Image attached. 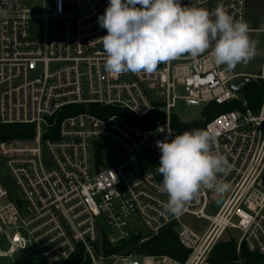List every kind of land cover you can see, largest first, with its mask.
<instances>
[{
	"label": "built area",
	"instance_id": "1",
	"mask_svg": "<svg viewBox=\"0 0 264 264\" xmlns=\"http://www.w3.org/2000/svg\"><path fill=\"white\" fill-rule=\"evenodd\" d=\"M187 5L196 0H181ZM109 0H0V126L30 125L27 138L0 139L17 191L0 181V257L31 250L44 264H139L133 257L152 236L172 227L189 250L184 261L143 254L144 264H212L213 247L237 229V250L264 255V94L256 104L231 85L264 84L260 74L229 75L210 49L162 63L152 74H109L98 24ZM223 5L247 21V0H198ZM235 79H239L234 82ZM254 86V88H255ZM179 101L203 107V120H182ZM210 105L231 106L207 121ZM206 122V123H205ZM194 123L214 132V150L231 164L219 210L211 189L183 213L166 212L159 191L157 140L173 138ZM123 155L111 165L102 142ZM186 215L209 226L197 235ZM139 247L119 249L135 238Z\"/></svg>",
	"mask_w": 264,
	"mask_h": 264
},
{
	"label": "clouds",
	"instance_id": "2",
	"mask_svg": "<svg viewBox=\"0 0 264 264\" xmlns=\"http://www.w3.org/2000/svg\"><path fill=\"white\" fill-rule=\"evenodd\" d=\"M184 5L181 0H109L98 24L107 35L100 38L109 74H152L162 63L182 55L196 58L209 49L215 65L227 71L247 64L257 54L258 41L250 26L235 19L223 5L213 10ZM0 15L6 13L0 12ZM218 138L206 129H193L156 141L160 151L159 191L168 199L167 213L179 216L202 189L223 196L231 185L224 177L231 169L218 149Z\"/></svg>",
	"mask_w": 264,
	"mask_h": 264
},
{
	"label": "rangeland",
	"instance_id": "3",
	"mask_svg": "<svg viewBox=\"0 0 264 264\" xmlns=\"http://www.w3.org/2000/svg\"><path fill=\"white\" fill-rule=\"evenodd\" d=\"M247 23L250 26V36L253 40L258 41L257 44V56L247 64H238L235 69L227 71L225 66L223 67L229 75L236 74H260L262 64L264 63V0H247ZM239 79H235L237 82ZM176 113L182 120H203V107L202 106H190L183 101H179L175 108ZM207 119V117H206ZM206 123V122H205ZM201 125H204L200 123ZM198 127V126H197ZM199 129V128H196ZM103 158L106 165H111L117 161L122 155L120 147L109 141L102 142ZM0 181H2L12 192L17 191L14 180L10 174V171L6 165L5 160L0 155ZM213 208L209 212L210 215H214L223 203V197L215 194L211 195ZM183 224L189 227L197 235H202L209 226V221L204 218H198L192 215H186L182 219ZM241 237V232L237 229H229L228 234L224 235L218 243L227 241H234L237 245V241ZM217 243V244H218ZM9 247L5 237H0V249L7 250ZM215 247V246H214ZM213 247V248H214ZM213 252V249H212ZM211 252V254H212ZM237 254H240L237 250ZM139 264L145 263V257L143 254H136L133 257ZM0 264H44L41 255L38 252L31 250L18 251L12 257H0Z\"/></svg>",
	"mask_w": 264,
	"mask_h": 264
},
{
	"label": "trees",
	"instance_id": "4",
	"mask_svg": "<svg viewBox=\"0 0 264 264\" xmlns=\"http://www.w3.org/2000/svg\"><path fill=\"white\" fill-rule=\"evenodd\" d=\"M264 94V84H256L254 90L247 96L252 100L253 104L260 101ZM232 109L231 106H215L210 105L206 112L207 121H210L218 112ZM198 126V127H197ZM204 125L194 123L186 127L185 131H190L196 128H202ZM32 134V127L30 125H8L0 126V139L27 138ZM139 238H135L128 244L122 247L109 249V252L117 251L119 249H127L133 251L139 247ZM141 254L153 256H168L175 260L184 261L189 255V250L183 248L179 241L176 232L172 227L166 228L158 235L152 236L147 242L140 247ZM209 260L212 264H264V255L250 252L245 247L241 248L240 254H237V245L234 241H227L218 243L213 248Z\"/></svg>",
	"mask_w": 264,
	"mask_h": 264
},
{
	"label": "water",
	"instance_id": "5",
	"mask_svg": "<svg viewBox=\"0 0 264 264\" xmlns=\"http://www.w3.org/2000/svg\"><path fill=\"white\" fill-rule=\"evenodd\" d=\"M254 82L241 81L237 85H231V87L238 93H249L254 89Z\"/></svg>",
	"mask_w": 264,
	"mask_h": 264
}]
</instances>
